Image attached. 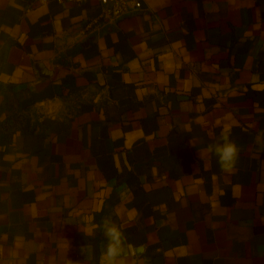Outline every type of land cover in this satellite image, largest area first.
I'll list each match as a JSON object with an SVG mask.
<instances>
[{
	"label": "crops",
	"instance_id": "obj_1",
	"mask_svg": "<svg viewBox=\"0 0 264 264\" xmlns=\"http://www.w3.org/2000/svg\"><path fill=\"white\" fill-rule=\"evenodd\" d=\"M141 1L0 0V264H264V0Z\"/></svg>",
	"mask_w": 264,
	"mask_h": 264
},
{
	"label": "clouds",
	"instance_id": "obj_2",
	"mask_svg": "<svg viewBox=\"0 0 264 264\" xmlns=\"http://www.w3.org/2000/svg\"><path fill=\"white\" fill-rule=\"evenodd\" d=\"M199 152L200 155L214 154L220 170L227 174L235 170L239 158V148L226 132L221 133L219 142L209 144ZM96 227L102 230L104 236V246L98 264H136L139 250H134L121 225L111 218H105L102 224Z\"/></svg>",
	"mask_w": 264,
	"mask_h": 264
},
{
	"label": "built area",
	"instance_id": "obj_3",
	"mask_svg": "<svg viewBox=\"0 0 264 264\" xmlns=\"http://www.w3.org/2000/svg\"><path fill=\"white\" fill-rule=\"evenodd\" d=\"M46 2L47 0H40ZM64 1V0H61ZM75 3H82L87 0H68ZM101 4L100 13L89 20L84 27L83 32L90 31L95 26H102L112 23L125 16L131 15L141 9V0H98Z\"/></svg>",
	"mask_w": 264,
	"mask_h": 264
}]
</instances>
